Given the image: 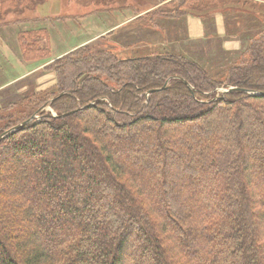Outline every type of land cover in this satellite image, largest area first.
<instances>
[{
	"label": "trees",
	"instance_id": "obj_1",
	"mask_svg": "<svg viewBox=\"0 0 264 264\" xmlns=\"http://www.w3.org/2000/svg\"><path fill=\"white\" fill-rule=\"evenodd\" d=\"M47 1L0 0V18ZM261 6L173 0L148 14L254 17L259 32L220 74L166 51L58 60L55 90L0 128L57 112L0 141V264H264ZM48 37L21 32L23 58L50 56Z\"/></svg>",
	"mask_w": 264,
	"mask_h": 264
},
{
	"label": "crops",
	"instance_id": "obj_2",
	"mask_svg": "<svg viewBox=\"0 0 264 264\" xmlns=\"http://www.w3.org/2000/svg\"><path fill=\"white\" fill-rule=\"evenodd\" d=\"M45 6V5H44ZM45 10H41L39 19L26 20L23 23L21 21H8L0 20V113L6 110H12L23 104L25 99L30 97L31 94L43 93L50 91L56 86V73L51 71L49 67L51 64L71 53L77 48H80L88 43L97 41L109 33L111 36H116L117 33L124 27L134 25L136 21L141 20L148 13L137 14L135 7H128L127 10H123V13L117 15V17L108 18L106 14L102 15L103 20L99 16H91L85 18L82 15L74 17L60 18L61 23L58 21V17L54 18L52 14V4ZM57 15V14H55ZM53 17V18H51ZM42 20L48 21L45 24V29L48 31V42L51 50V57L44 61H25L21 57L18 47L19 33L24 29L37 26ZM217 14L212 17L213 28L207 29L203 24L201 18L196 16H187L185 19L171 20L163 25L164 34L159 35L156 29L147 26L142 31L144 37L138 33L130 32L127 36V51L140 53L142 51L147 52L151 49L158 48L161 52L180 53L186 54L184 51V45L187 42L198 41L207 37V32L217 33ZM71 21V22H69ZM76 21V22H73ZM184 21L183 29H180L184 35H178L174 37L170 32L169 26L178 24ZM45 22V21H44ZM36 23V25L34 24ZM212 24V23H211ZM159 24L157 23V26ZM207 25V23H206ZM225 27V24H224ZM37 28H41L37 26ZM226 28V27H225ZM222 29H224L222 27ZM225 31V30H223ZM145 32L149 35L153 33V37L147 38ZM157 32V34H156ZM222 35V33L220 32ZM219 34V35H220ZM121 38V37H119ZM125 38V37H123ZM93 40V41H92ZM229 44L237 45L235 42ZM113 42V41H112ZM115 45L122 47L116 41ZM228 50H236L230 49Z\"/></svg>",
	"mask_w": 264,
	"mask_h": 264
},
{
	"label": "rangeland",
	"instance_id": "obj_3",
	"mask_svg": "<svg viewBox=\"0 0 264 264\" xmlns=\"http://www.w3.org/2000/svg\"><path fill=\"white\" fill-rule=\"evenodd\" d=\"M173 0H48L44 3H39L35 7V9L32 10H25L24 13H12L8 14L7 17L0 18V20H8V21H15L17 20L18 23L21 21L23 23L26 20H34L39 17L40 11L45 10L52 4V14L54 18L58 17L59 23H61L60 18L64 17H74L82 15L85 18H89L91 16H96L98 18L101 17V20H103L102 15L106 14L108 18L117 17L118 14L123 13V10H127L128 7H135L137 14L141 13H152L157 8L159 9H165L168 6V3ZM45 5V6H44ZM262 7V6H261ZM240 10L245 9L239 7ZM252 7L248 10H251ZM229 9L228 13H223L222 11H217L211 13V18L215 17L217 14V24L214 26H217V31L222 33L215 34L212 32H207V37L204 39L193 41V42H187L184 45V51L187 50L185 55L193 60L201 64L203 67L207 68L211 73L213 74H220L222 71H224L227 67H229L231 64H233L235 61H237V58L239 57L241 51L244 49V46L248 43V40L252 37H254L258 32L260 25L256 21V19L252 16L244 17L239 11L238 13H233ZM247 10V9H246ZM261 10H264V7H262ZM262 13V11H261ZM57 14V15H55ZM146 14V16L135 22L134 25H130L129 27L126 26L122 28L116 36H111L112 34H108L107 36H104L103 38L88 43L80 48L75 49L71 53L55 60L49 69L53 72L55 70L53 69L56 67V64H59L57 62L58 60L72 54L73 52L77 51L78 49H81L85 46H88V49L92 52H96L98 50H104L105 48L111 49L113 52H115L119 57L121 58H131L136 56H143V55H157L159 53H162L158 48L151 49L147 52H128L127 51V36L130 34V32L138 33L140 36L144 37V28L146 29H156L159 35L164 34L163 25L165 23L170 22L171 20L167 19H159L155 18L153 16H149ZM263 14V13H262ZM38 16V17H37ZM51 17V18H53ZM39 19V18H38ZM183 19V18H181ZM185 19V17H184ZM173 20H179V19H173ZM203 24L207 27V29L213 28V22L212 24L208 21L207 25L205 21L201 18ZM45 21V22H44ZM40 22L37 26L41 28H37V26H33L31 28L24 29L23 31H29V30H45V24L48 22L46 20H42L40 18ZM71 22V21H69ZM76 22V21H73ZM153 22H157L159 25L155 24V27L153 26ZM152 23V24H151ZM184 21L179 22L178 24H173L172 26H169L170 32L174 37H177L178 35H184L183 32L180 29H183L184 26H182ZM36 25V23H34ZM225 24V27H224ZM147 26H151L150 28H147ZM222 27L224 29H222ZM143 30V31H142ZM225 30V31H223ZM21 31V32H23ZM20 32V33H21ZM48 32V31H47ZM156 32V34H157ZM19 33V34H20ZM145 36L147 38H152L153 33L149 35L147 32H145ZM121 37V38H119ZM125 37V38H123ZM231 42H235L237 45H231L229 44V40ZM93 41V40H92ZM119 43L122 47H119L115 45L113 42ZM229 42V43H228ZM46 43L42 41L41 46H44ZM49 45V44H48ZM231 47L230 49H234L236 47V50H228L227 47ZM18 47L20 51V55L23 58V52L22 48L19 43V37H18ZM50 47V46H49ZM83 53V54H82ZM79 55L73 56V58H77L79 56H86L87 52L84 51ZM51 57V50H50V56L43 58V59H37L34 61H44ZM25 60V59H24ZM27 61V60H25ZM61 61V60H60ZM56 62V63H55ZM55 63V64H54ZM68 74L70 72H67ZM71 74V73H70ZM55 90V89H50ZM225 89H220V92H224ZM47 91L43 92L46 93ZM35 93L31 94L30 97H27L24 101V106L21 107L23 104H19L18 107L12 109V110H6L2 113H0V119L3 118V120L0 121V128H2L4 125L10 122H16L18 119L22 118L23 116L31 114L34 110H36V107L33 105V102L35 99H32L35 97ZM31 98V99H30ZM44 106V105H43ZM38 109V108H37ZM40 109V108H39ZM47 114H52L54 116H57V112L52 107H47L43 110ZM25 118V117H24ZM16 120V121H15Z\"/></svg>",
	"mask_w": 264,
	"mask_h": 264
},
{
	"label": "water",
	"instance_id": "obj_4",
	"mask_svg": "<svg viewBox=\"0 0 264 264\" xmlns=\"http://www.w3.org/2000/svg\"><path fill=\"white\" fill-rule=\"evenodd\" d=\"M188 86H189V88H191V86L188 84ZM167 87V84L164 86V88L163 89H165ZM192 89V88H191ZM235 88H230V89H228V90H226V92H228V91H232V90H234ZM151 93V92H150ZM63 94H61V96H62ZM56 99V98H55ZM52 101H54V100H52ZM47 107H49L48 105L47 106H45V107H42L40 110H38L35 114H34V116L32 117V118H30L29 120H27V121H25V122H23V123H21V124H19V125H17V126H15L14 128H12V129H10L9 131H7V132H5L2 136H0V141L2 140V139H4L5 137H7L8 135H10L11 133H14V132H16V131H18V130H21L25 125H27V124H29L30 122H32L34 119H40V116H39V114L45 109V108H47ZM67 115H69V114H67ZM66 115V116H67ZM65 117V116H64Z\"/></svg>",
	"mask_w": 264,
	"mask_h": 264
}]
</instances>
